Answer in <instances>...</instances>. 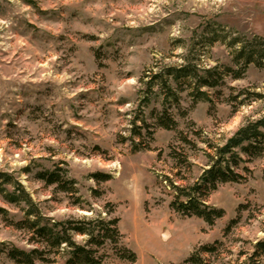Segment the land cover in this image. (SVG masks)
<instances>
[{"label":"rangeland","instance_id":"1","mask_svg":"<svg viewBox=\"0 0 264 264\" xmlns=\"http://www.w3.org/2000/svg\"><path fill=\"white\" fill-rule=\"evenodd\" d=\"M235 38L264 41V0H0V264H16L14 247L45 249L17 226L31 209L26 195L55 221L120 219L135 264H182L205 245H216L204 255L211 264L259 262L264 153L251 159L236 149L245 179L207 197L225 212L214 226L170 206L171 183L192 185L214 148L264 119V65H249L241 78L226 72L239 69ZM188 64L200 75L216 68L223 79L198 99L184 79L170 78L175 102L162 77ZM165 108L174 129L157 126ZM54 172L72 189L39 177ZM14 192L20 202H7ZM100 255L103 264H128L111 243ZM49 257L36 264L65 262Z\"/></svg>","mask_w":264,"mask_h":264},{"label":"trees","instance_id":"2","mask_svg":"<svg viewBox=\"0 0 264 264\" xmlns=\"http://www.w3.org/2000/svg\"><path fill=\"white\" fill-rule=\"evenodd\" d=\"M232 45H237L238 47L235 50L233 59L239 69L235 71L229 68L226 72H232L234 78H241L242 72L251 64L261 67L264 65V48L262 49L261 47L264 46L263 40L256 44L255 40L241 41L240 38H235ZM165 76L162 77V86L169 92L167 96L173 98L175 102H177L178 97L173 94V89L169 83L170 78L175 81L184 79L186 81L185 84H188V87L194 90V95L198 99H206L204 98L206 93L201 90L203 87H217L223 79V73L216 68L206 69L204 74L200 75L197 67L192 64L181 68H169ZM156 119L157 126L161 128L174 129L177 126V122L167 108ZM144 127H149V125L145 124ZM134 132L135 135H141L139 127L138 129L135 128ZM184 140L186 141V139ZM263 142L264 119L240 128L226 144L214 148L215 153L209 155V168L205 169L192 185L181 187L171 183V187L176 193L174 200L170 204L171 208L183 217L200 218L209 226H214L217 220L223 218L225 212L223 209L209 205L206 201L207 197L216 191L220 184L242 182L245 177L236 170L245 162L240 153L242 152L251 159L261 157L264 153V148L261 147ZM94 176L99 181L110 179V175L107 174H96ZM39 177L51 185L59 183L65 188L63 190L72 189V182H70V187H67L68 185H65V183H61L60 176L55 172L51 174L40 173ZM4 181L9 183L7 179ZM20 194L23 195L25 193L21 191ZM5 198L9 203L20 202L16 192L11 195H5ZM26 198L27 203L31 205V209L26 213L23 226L22 224L17 226H20L19 228L25 226L30 229L33 232V240L38 244H42L45 249L36 248L31 251H24L15 247L12 248L9 251V257L16 264H36V261L51 263L52 258L49 257L51 254L63 257L65 260L64 264H103V256H99V249L107 243L114 245L119 254L118 256L127 261L128 264L137 262L136 253L122 244L123 236L119 230L120 219L112 217L106 221L101 218L95 219L85 216L81 219L55 221L34 211L31 199L27 195ZM89 210L92 211V209ZM113 212L111 210L110 214ZM32 216L35 219H32ZM234 223L233 221L232 224ZM73 234L86 236L87 239L84 243H78ZM215 251L216 245L202 246L195 250L182 264H211L204 255L213 254ZM254 257H258L264 262V240L256 244ZM259 262L254 260L253 263L260 264ZM243 264H247V261Z\"/></svg>","mask_w":264,"mask_h":264},{"label":"bare ground","instance_id":"3","mask_svg":"<svg viewBox=\"0 0 264 264\" xmlns=\"http://www.w3.org/2000/svg\"><path fill=\"white\" fill-rule=\"evenodd\" d=\"M163 238L164 239H168L169 238V235L168 234H163Z\"/></svg>","mask_w":264,"mask_h":264}]
</instances>
